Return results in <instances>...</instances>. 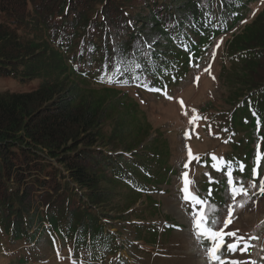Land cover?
Segmentation results:
<instances>
[{
	"label": "trees",
	"instance_id": "trees-1",
	"mask_svg": "<svg viewBox=\"0 0 264 264\" xmlns=\"http://www.w3.org/2000/svg\"><path fill=\"white\" fill-rule=\"evenodd\" d=\"M256 1L0 0V83L12 78L17 84L0 89V240L12 245L60 240L65 246L75 237L78 250L86 252L90 242L93 253L85 254L86 260L93 255L101 264H129L118 256L121 245L107 244L115 236L105 233L93 212L128 191L117 213L133 228L130 240L159 245L158 237L172 227L160 232L155 222L139 224L130 214L146 196L144 214L136 218L145 222L146 213L158 215L157 202L147 193L167 182L169 145L158 129L151 139L154 128L146 112L119 91L134 85L155 89L151 92L177 87L221 34L229 35L223 51L228 64L221 65L220 79L231 110L221 128L236 141L217 174L231 172L235 187H245L253 179L256 145L262 143L259 182L264 173V9L249 22ZM107 150L120 152L121 158L107 157ZM215 180L201 183L208 211L225 203V191L232 195L225 176ZM41 207L49 227L36 239V231H30L42 226L40 217L34 223ZM92 243L104 251L94 255ZM253 250L258 253L250 255L252 261L264 264V242L245 252Z\"/></svg>",
	"mask_w": 264,
	"mask_h": 264
},
{
	"label": "rangeland",
	"instance_id": "rangeland-1",
	"mask_svg": "<svg viewBox=\"0 0 264 264\" xmlns=\"http://www.w3.org/2000/svg\"><path fill=\"white\" fill-rule=\"evenodd\" d=\"M251 9L252 12L249 22L264 9V0L254 2L251 5ZM228 38V34L224 37L219 36L211 47V51H207L203 60L194 66V70L189 78L177 87L160 92L143 90L136 85L120 88L122 90L119 92L125 93L130 96V98L135 99L139 103L141 109L146 112L147 121L151 123L154 128H152L153 134L151 139L157 137L155 132L158 129L161 135H163V139L167 140L169 145V163L171 161L172 169L176 168L179 171L178 174L177 170H175V172L170 171L166 176L167 182L160 183L158 189L152 188L147 181L142 180L140 177H136L137 179L135 178L137 182H143V184L147 183L148 187L153 189L147 194L151 196V201L157 202L158 215L152 218L145 212L148 218L145 222L136 218L144 214L142 210L148 202V200H144V198H147L146 196L139 201L138 205L131 209L137 212L136 214H134L135 212L131 213V210L127 211L126 214L131 213V220L138 221L139 224L144 223L149 225L155 222V225H157L158 230L161 232L164 231L162 228L163 225H170L173 231L166 236H159V245L151 246L145 242L130 240L129 235H133V228L127 225L129 223H127L128 221L125 218H119V214L117 213V209L124 205L125 202L122 198L128 195V191L122 193L124 194L122 195L120 193V187H117L116 190H118L120 194L116 196L115 200L111 202L108 208L104 206L105 208L100 207L93 211L99 225L102 224L105 228V233H110L115 236V239L111 242H107V244L111 247H113L115 243L117 247L121 245L122 249L118 251V256L124 258L129 264H209L203 247H201L197 243L196 238L192 236V217L186 215L179 205L182 203L181 200L184 199V194L181 191L183 188L182 173L187 172L189 180L194 182L189 185V190L193 193H198L202 181H208L213 178L216 180L220 179L221 175L217 174V170L219 171L220 167L216 168L218 163L221 161L223 162V158L232 155L234 152L231 143L235 142L236 139L232 141L221 128L222 122L225 124L231 116L230 107L225 104L227 87L223 86L220 79L221 65L228 64L226 62L227 57L224 56L223 52L226 48L225 42H227ZM218 44L219 47H217ZM210 52H214V57H209ZM197 77H199L198 80L196 79ZM13 82L14 80L12 78L7 79L4 83H0V89L3 90L10 86L13 87L17 85L16 83L12 84ZM30 86L32 85L28 87ZM168 97H172V99ZM181 100L184 104L183 108L181 107ZM193 109L196 110V113H193ZM185 112H187L188 115H185ZM194 115L206 119H197L193 124H189V120L192 119ZM106 129H108V127ZM185 133H187V135H185ZM242 136H244V132L241 131L238 137L239 141H241ZM242 143L241 146L246 145L244 141ZM261 144L258 143L257 146H259V148H256L257 151L259 150L262 157L263 153L260 150ZM189 149H191L193 156L199 157V160L193 159L189 162ZM107 153L106 156L112 159L121 158L119 153H112L110 150H107ZM213 155L216 157L215 160L212 159ZM240 155L242 154L238 152L235 153V156ZM253 160H255V158ZM184 163L188 165L187 171H184ZM191 163L193 164L190 168L189 164ZM147 164L150 165L149 163ZM127 171L131 172L130 170ZM153 173L154 170L152 171V174ZM261 179H264V173L259 178V182ZM259 182L256 183L257 188L255 189L249 186V182L244 183L251 199L245 201L243 195L235 197V203L239 204L245 202V207H235L233 209L231 217L232 222L227 228H224L223 225L225 219L228 218L229 207L234 204L233 198H231L230 202H226L223 205L220 204L217 208L219 212L218 217L220 218L219 227L223 229L224 233L239 230L237 236H244L246 240H248L250 236H257L258 239L248 240L250 245H254L257 249H260V245L264 242V200L258 194ZM74 186L76 187V185ZM75 187L73 188L79 193V190ZM212 193L213 188L211 189V195ZM253 193H257V195H253ZM225 197L228 198V200L230 199L227 191H225ZM202 207L205 211L210 209L209 207ZM31 213H34V209H32ZM37 213L38 215L36 214L34 217L35 224L39 223V217H42L40 213L44 214V207L38 209ZM41 223L42 226H34L30 231L31 234L36 231V239L41 234L43 228L49 227L47 220L42 222L41 218ZM125 225L127 226L123 229ZM251 228L252 231H250ZM79 233H81V230H79ZM225 236L228 241H230L228 244L235 242L234 237ZM75 240L76 238L74 237L71 243L65 245V248L61 250L62 246L60 240H55L53 244L49 243L50 240L42 241L40 245H25L22 243L12 245L5 238H1L0 264H101V259L95 262L93 255L92 258H89L90 261H87L84 257L85 254H90L92 249L90 247V242L87 246L85 245L84 250H86V252H84L75 248ZM57 243L59 245L56 251L54 250V245ZM93 246L95 249L94 255L104 251L103 249H98V244H93ZM257 253L258 251L254 250L248 253L245 251L241 252L240 249L230 253L227 248L224 250L222 247L220 254L221 259L226 261H252L250 255H255ZM19 254H22L23 259L20 258ZM74 254H79V258L75 259L73 257ZM54 256L57 258L58 262L55 260ZM26 257L28 259H26ZM108 258L109 260L111 258L116 259L115 256H108Z\"/></svg>",
	"mask_w": 264,
	"mask_h": 264
},
{
	"label": "snow or ice",
	"instance_id": "snow-or-ice-1",
	"mask_svg": "<svg viewBox=\"0 0 264 264\" xmlns=\"http://www.w3.org/2000/svg\"><path fill=\"white\" fill-rule=\"evenodd\" d=\"M217 47H219V44L217 45ZM137 67H139V65H137ZM117 71H122V69L118 68ZM196 79L198 80L199 77H197ZM109 82H112L111 79H109ZM150 90H155V89H150ZM168 98L172 99V97H168ZM180 103H181V107L183 108L184 107L183 101L181 100ZM193 113H196L195 109H193ZM184 114L188 115L187 112H185ZM197 119H206V118L199 117L198 115H194L192 119L189 120V124H193ZM185 135H187V133H185ZM257 147L259 148V146ZM188 158H189V162H191V160L193 159L199 160L198 156H193L191 149H189ZM261 158H262L261 153L258 150L255 155V162H254L255 166L253 167L252 170L253 179L249 182V186L254 189L257 188L255 179L258 175L257 168L259 167ZM212 159L215 160L216 157L213 155ZM187 166H188L187 164L184 165L185 168H187ZM243 167H244L243 165H240V171H243ZM228 176H229L228 183L231 186V193L234 204L229 207L228 218L225 219L223 225L224 228H227L228 225L232 222L231 217H232L233 209L235 207H239V208L245 207V202L236 204L235 197L239 195H243L245 197V201L251 199V196H249L248 193V189L243 186V183H241L240 187H235L233 186L232 173L229 172ZM182 183H183V188L181 189V191L184 194L183 195L184 200L186 202L190 201L193 205L199 204L201 206H204L206 202L189 190V185L194 182L189 180L187 172L182 173ZM258 194L264 195V179H261L259 182ZM253 195H257V193H253ZM216 211L218 210L215 207H212L211 211H205L203 210L202 207V211L200 213L192 216V227L194 230L193 234L197 240V243L203 247L204 252L206 253V258L209 261V264H255V261H226L221 259L220 249L224 243L225 235L235 238L234 243H230L227 245V250L230 253L235 252L238 248H240L241 244H243V248H240L241 252L247 251L251 246L248 243V240L258 239V237L250 236L248 237V240H246L244 236H237V232L239 230L224 233L223 229L219 227L220 218L218 216L213 215V213H215ZM205 241H211L212 242L211 246L205 245ZM58 256H59V252H58Z\"/></svg>",
	"mask_w": 264,
	"mask_h": 264
}]
</instances>
